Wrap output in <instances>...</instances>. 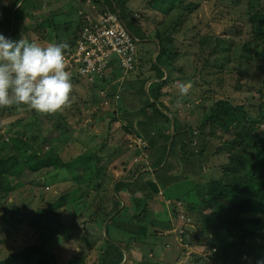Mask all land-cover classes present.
Masks as SVG:
<instances>
[{
	"label": "rangeland",
	"instance_id": "obj_1",
	"mask_svg": "<svg viewBox=\"0 0 264 264\" xmlns=\"http://www.w3.org/2000/svg\"><path fill=\"white\" fill-rule=\"evenodd\" d=\"M34 1L37 7L33 9L35 10L33 13L20 14V16L24 17L26 26L24 25L22 31L18 32L16 38H29V40H35L45 46L49 42H53V39L58 41V35L50 29L51 27H44L45 29L38 27V22L50 19L52 13L56 22L67 20L71 23L80 21L75 16L76 10L81 11L80 17L86 12L88 15L91 14L90 16H97L96 10L99 9L101 11V8H104L101 14L112 12L105 7L107 6V0ZM120 1L121 4L118 7V11L124 20L129 26L132 25L133 21L140 32L147 36H139L141 42L137 43V54L142 52L144 57L152 52V56L156 55L158 50L155 40H152V42L148 37L159 31V23L166 17L165 14L167 12L170 13L169 9L164 12L165 6L162 5L163 10L161 13L156 6H153L150 0ZM194 2L198 3V7L194 8L192 12H184L180 25L172 32L173 41L169 44L172 57H166L162 64L168 69L165 70L167 73L166 79L168 80L164 91L169 94L168 96H173L174 100L176 99L178 103H182L184 106L182 114H178L176 118L180 126L186 129V142L189 143L190 147H196V150L199 149L200 162L198 161V163L203 164L206 170L216 167V170L219 171L218 175L207 172L206 178L200 177L199 173H194L196 178L191 180L195 182L194 187L197 189L198 195H192L193 199H191V202L193 203H190L193 206L204 195L205 185H207L209 180L222 178L228 174L226 166L229 165L230 159L229 157L224 158L225 155L227 156V152H225L227 150L226 141L230 140L234 130L232 126L237 121V119H233L236 118L235 115L226 113L227 126L207 125L204 126L203 131H199L203 119L211 114V110L218 100H227L233 105H241L252 116H257L258 110L263 108L261 105V94L264 92V65L260 56L256 53L260 49V45L257 46L256 41L251 36V33L264 31V17L258 11V8L264 9L263 0L255 1L253 10L257 11L252 22L248 20L249 0H194ZM1 4L4 3L0 2V6H2ZM28 4L29 0H25L23 5L28 7ZM3 7L0 9V13ZM172 12L173 16L171 19H174L183 10L173 9ZM27 23L31 27H28ZM15 25L18 26V23L16 22ZM167 25L168 23L165 22L163 27ZM32 26L36 29H32ZM24 29H26L27 35L24 34ZM83 29L84 27L82 26L78 31L79 33L76 34L77 37L62 40V42L68 44L65 50L71 47L74 48L70 51L71 53L67 52L64 54L66 66L68 65L66 59L75 51ZM133 30L135 31L134 28ZM62 35L59 31V36ZM9 36L10 34L6 37ZM248 42L251 43L249 49L246 47L249 44ZM149 61L146 63L148 68L150 67ZM146 67L144 66L143 69H146ZM108 70L111 72L115 70V77L111 78L106 75L104 81H100L99 77L94 76L95 82L92 87L87 88L84 85L88 82L85 78L71 81L72 88L69 93V102L60 109H64L62 114L71 121L68 108L72 106V103H78L80 115L73 119V121L78 119V123L71 132L53 140L50 144H40L41 151H59L62 160H69L71 163L66 170H69L72 174L63 168L52 169L41 175L30 174L18 169L12 173V176L8 177V180L0 182V259L6 258L12 252L22 250L25 246L43 243L44 248L52 252L55 256L54 259L60 264L68 262L70 257L76 253L85 255V264H94L98 262V255L100 250L104 249L105 241L109 237L111 240L116 239L118 233H125L120 229L113 230L110 226L111 224L108 223L105 228L107 235L103 237V222L105 219L110 218V215L107 216V214L114 208L112 197L116 196L112 195L111 185L114 181L113 178H115V172L101 170L97 176L87 181L90 173L80 167L83 163H73L74 160H82L85 163L87 162V164L89 163L92 167L97 164L92 157L97 155L98 151V147L92 146L96 141L95 134H97L93 133V127L104 123L103 125L110 128L113 122L110 114H112L114 109V106H111L109 101L107 103L101 102L104 100L100 97L102 94H98V92L102 88L109 83L112 84L113 88H120L118 98L115 99L116 108L119 110H121L119 106L122 105L121 98L126 103L131 100L134 103L141 99L150 100L148 95L143 96L137 93V90L142 89L143 77L147 76L146 74L143 76L141 71H139L140 69L130 72L125 77L126 79L123 80L122 75L124 72L119 69L117 61L113 59ZM188 81H191L192 87L187 95L181 96L179 85ZM125 106L128 107L127 104ZM5 107L6 109H4ZM7 107L10 108L7 109ZM30 108L31 106L26 104L0 107V112L2 111L0 113V158H6L8 154H14L15 152L12 145H2V141L8 139L7 127L2 122H10L16 117H21L25 112H30ZM119 110L116 112L118 115H120ZM102 113L104 114L102 115ZM165 113H168V111H165ZM168 116L170 118L169 114ZM98 117L102 119H98ZM88 119L90 124L85 122ZM88 125H92V130L86 129ZM255 128L261 129L260 131L264 130V122L257 124ZM109 133L106 131L105 134ZM16 136H13L15 137L13 145L18 147L21 144L17 139L18 136ZM84 144L86 145L85 147H83ZM128 144L129 150L133 154L136 146L130 147V145L132 146L134 141L129 138ZM87 148L90 149L92 154L89 155V153L85 152ZM196 150H193L195 154H197ZM175 151L176 147L173 146L170 160L174 158ZM167 152H165V155L169 153ZM131 153L118 156L120 155L119 153L117 156L113 155V158H105L106 155L99 153L103 157L100 158L102 159L101 162H98L95 167H103L110 159H115L119 167L127 164L126 159H130L133 162L132 157L134 156ZM184 154L187 155V153ZM184 154L180 158L182 170L177 173V180H173L180 183L184 175L190 173L188 170L185 172L187 164L190 163L188 161L185 162ZM187 157L188 160L195 161V157L189 155ZM183 160L184 163L182 162ZM10 162L14 163L12 156H10L5 166H10ZM109 165L107 164L106 167L108 168ZM201 172H204L203 168L200 170ZM165 174L166 172L163 170L160 176ZM121 176H125V174ZM121 176L119 173L117 178ZM176 177L173 179H176ZM184 180H187V178L185 177ZM172 191L178 193L179 190L177 187L172 188V184H169L165 189V196L168 197L171 193L173 194ZM116 193H119L118 188H116ZM185 194H190L189 196L191 197L190 190L186 191ZM62 195L65 196L66 201H62V205L54 209L55 212L59 213L58 219L61 220V225L56 226L57 229L55 231L43 229V227L47 228L46 220L39 222V220L29 219V216L37 212V208L43 207L48 204L47 202L56 201ZM123 199L126 200L125 204L129 205L128 196ZM224 199L222 197L216 203L223 204L225 202ZM117 201L119 202L120 200L118 199ZM153 202L155 201L153 200ZM119 203L122 206L121 201ZM180 206L179 204L174 206V210L171 211L172 217L178 218L177 216L182 212L191 218L190 220L194 222L195 226L194 233L199 234L200 237L196 242H193V236L189 234L190 242L196 244V252H206L207 254H205V257H199L194 264H216V260L220 261V264H264V204L261 207V211L258 210L260 214H257V222H254L253 229L256 233L247 237L244 241L246 244H240L236 238L226 237L223 239V243L227 245L226 253L213 258L212 255L216 251L213 250L215 247L210 246L213 238H210V235L205 232L198 210L214 209L216 207L214 202L207 200V202L197 205L195 211H191L192 209L188 208V203L184 205V202H181ZM123 207L128 209L127 206ZM123 207L118 209L117 212H120ZM16 208L21 210L23 216L26 215L27 217H25L28 219L16 226L8 227L3 222V216L6 214L4 212L8 211L10 213ZM149 208L153 210V206ZM165 216V213H161L162 219H165ZM149 217L152 221L156 219L150 213ZM160 221V219L156 221L158 223L157 226L149 225V234L145 238L146 240L140 237L145 242L146 250L151 247V243L154 244L156 242L155 244L160 245L164 241V235H159V233L167 228L169 222L166 220V223H168L166 224ZM184 223L188 224L190 222L185 220ZM184 223H180V226L183 227ZM125 234L129 238L130 234ZM126 236L124 241L127 240ZM171 249L179 253L180 257H183L184 254L180 249H174V245H172ZM129 251L127 250V252ZM129 255L133 257L132 254Z\"/></svg>",
	"mask_w": 264,
	"mask_h": 264
},
{
	"label": "trees",
	"instance_id": "obj_2",
	"mask_svg": "<svg viewBox=\"0 0 264 264\" xmlns=\"http://www.w3.org/2000/svg\"><path fill=\"white\" fill-rule=\"evenodd\" d=\"M150 1L154 7L156 6L160 10V12L163 10L161 6L164 5L165 8L163 11L167 12L169 9L170 13H164L166 17L159 23V31L156 34H153L154 38L159 41L160 45V50L155 56L156 62L152 60V52H150L143 58L139 56V60L142 61L143 64L147 63L150 60V66L153 70V75H147L143 77L142 85L150 77L155 76L157 78H161L163 76V71L160 65L163 64V61L166 57H172V54L170 53L171 50L169 48V44L173 41L172 32H174L180 25V20L183 17L185 11L192 12L194 8L198 7V3L194 2V0ZM255 1L256 0H249V22H252L256 16L255 13L257 10H253ZM21 8L22 6H20V8H18L14 12V19L16 18L17 13L19 14L20 11H22ZM25 8L26 7L24 6V9ZM107 8L113 9L111 0H107ZM173 9H182L183 12H179L176 18L171 19L173 16ZM8 10L4 11V16L6 17L5 19L1 20L2 14L0 15V33H3L5 36L8 35L11 28L8 20L10 19L9 17L11 16V11ZM258 11L261 12L264 17V9L258 8ZM44 22L48 27H51L50 29L55 34L58 35V41H56L57 43L62 42V40L64 39H72L77 37L76 34L79 33L78 31L82 26H85V22L83 21H74L71 23L67 21L65 23H61V21L56 22L50 19H46L44 20ZM165 22H167L168 25L166 27H163V24ZM59 31L63 34L62 36H59ZM136 31L138 33L140 32L139 29H137ZM138 33H136L137 36ZM251 36L252 39L256 41V45H260V49L256 53L260 56L264 65V31L251 33ZM9 37L16 39L17 36L15 33V28H13ZM145 37L147 36L145 35ZM27 40H29V38ZM29 41L36 42L35 40ZM70 42H72V40H70ZM36 43L39 44V42ZM248 43L249 44L246 45V47L249 49L251 43ZM67 51H69V49H63V54H66ZM135 69L125 72V76L126 74L133 72ZM70 79L72 81L80 78H71L70 76ZM167 80L168 79L164 81L158 80L151 83V91L154 93L150 94L151 98H155L158 100L160 89L167 82ZM86 87L88 88L87 85ZM154 89L156 90V92H154ZM261 96V105L263 108L258 110L257 116H252L241 105H233L227 100H218L214 104L211 110V114L205 116V119H203L199 130L203 131L204 126L207 125L227 126L228 121L226 119V113L235 115L236 118L233 119H237V121L234 122V125L232 126L234 130L232 132L230 140L226 141L227 150L225 152H227V156L225 155L224 158L229 157L230 159L229 165L226 166V171L228 172V174L222 178L209 180L207 182V185H205L206 189L203 193L204 195L200 198V200H202L203 202H207V200L213 201L214 206H216L214 209H208L205 211L198 210L205 232L210 235V238H213L210 246L215 247L214 251H216L215 253H213L212 258L222 256L224 253H226L227 245L223 243L224 238H236L238 239L240 244L245 245L246 243L244 241L247 239V237L256 233L253 229V226L255 225L254 222H257V214H260L258 210L261 211V207L264 204V130L260 131L261 129L255 128L257 124H261L262 122H264V92L261 94ZM146 104L149 107H152L153 114L149 116L150 118L159 116L163 118L167 123L169 122V116L161 112L160 109L156 107L154 101L147 100ZM8 108L10 107H7V109ZM4 109H6V107ZM68 110L71 121L62 114V112H64V109H59L51 113H44L38 112L31 107L29 110L30 112H25L23 115H21V117H16L10 122H2V124L7 127L6 131L8 130V139L3 140L2 145H12L15 152L14 154H8L6 158H0L1 183L4 182V180H8V177L12 176V173L14 171L16 172L18 169H20V171H26L30 174L41 175L45 172L51 171L52 169H60L66 164L67 165L65 167H68V163L65 162H71L63 161L60 157L61 153L59 151H41L40 148V144H50L53 140H56L62 135L71 132L76 127L78 119L76 121H73V119L74 117L80 115L79 104L72 103V106H69ZM0 113H2V111ZM115 119L116 118L113 117L111 121H114ZM184 131H186L185 128ZM14 135L18 136L17 139L21 144L18 147L13 145L15 142V137H13ZM166 137L168 139L169 132H167ZM185 143L186 142L183 141L180 145H185ZM173 145L174 140L172 141L171 149ZM180 150L183 151L181 148ZM165 152L166 146L162 151L161 158L155 164L156 166L161 165ZM10 156L13 157L14 163L10 162V166H5ZM92 157L97 163L98 161H100V158L102 156L93 155ZM76 161L77 160H74L73 163L76 164ZM168 164L169 162L168 160H166L165 163L161 165L160 171L165 169ZM86 169V171L90 173V177L87 178V181H90V179L98 175V170L97 172L92 170L89 165L86 166ZM166 177L167 179H169L168 176ZM3 189L5 190V188ZM222 197L225 198V202H223V204L216 203V201L220 200ZM62 201H66L64 195L60 196L58 199H56V201L54 200L51 202H47L48 204L44 205L41 208H37V212L29 216V219L39 220V222L41 220H46L47 228L43 227V229H45L46 231H55L57 229L56 226L61 225V220L58 219L59 213L57 211L55 212L54 209L55 207H60V205H62ZM136 202L137 201L135 200L134 203ZM118 208L119 202L116 200L115 207L111 211H109V214H107V216L111 215ZM124 212H126V207H123L120 212L118 211L109 219L108 222L111 224V228L118 222L117 216L122 213L124 214ZM4 213L6 214L3 216V222L8 227L16 226L28 219L26 218V215L23 216V212L18 208L14 209L10 213H8V211H5ZM146 213L147 211L145 206L140 209L139 212L132 215L130 224L132 226L131 233L133 234L128 233L130 234L129 239L131 241L133 237H136L135 234L145 235L147 233L148 228L145 224H143L146 217L144 218V216H142ZM153 221L155 222L154 225L158 224L156 222L158 220ZM108 222L106 223V225L108 224ZM126 230L128 232L130 231V229H128V226L126 227ZM193 240H196V238L193 237ZM105 244L106 246L103 249L102 253L98 255V263L119 264L123 258V254L119 249L122 248V246L116 245L110 240L105 241ZM126 246L127 241L125 242L124 248ZM201 256L203 255L192 253L189 260L192 264H194ZM54 258V254L46 250L43 243L32 244L25 246L22 250L12 252L6 258L0 259V264H60ZM64 264H85V255L80 253L73 254L68 262ZM216 264H220V261L216 260Z\"/></svg>",
	"mask_w": 264,
	"mask_h": 264
},
{
	"label": "crops",
	"instance_id": "obj_3",
	"mask_svg": "<svg viewBox=\"0 0 264 264\" xmlns=\"http://www.w3.org/2000/svg\"><path fill=\"white\" fill-rule=\"evenodd\" d=\"M24 1L25 0H12V1L7 0V3L1 4L2 6H4L3 9L1 10L3 12L0 13V15L2 14L1 20L6 18L4 16V11L8 9H12V10H8V11H11L10 13L11 16L9 17L10 19H8L11 28H10V32L8 33V35L11 34L13 28H15L16 36H18V32L22 31V28L24 27V25L26 26L24 17L20 16V14L27 13V12L31 14L35 11L33 9H36L37 7L34 0H29L28 7L24 9V5H23ZM111 2L112 4L113 2L114 4L116 3L115 0H111ZM120 4H121V1L119 0V6ZM79 5L81 4L79 3ZM2 6H0V9ZM20 6H22L21 8L22 11H20L19 14L17 13L16 18L14 19V15H15L14 12L18 8H20ZM97 8H100V7H97ZM15 21L18 23V26L15 25L16 23ZM65 22L66 21L61 22V23H65ZM27 25L28 27H31L28 23ZM132 25H130V27L132 31L134 32V34L136 35V33H138L136 30L139 28L133 21H132ZM133 28L135 29V31L133 30ZM32 29H36V28L32 26ZM25 30L26 29H24V34L27 35V32ZM140 34L143 37H145V35L139 32L138 36L136 35L139 39L138 42H141V38L139 37ZM148 38H150L151 41L155 40V43L157 45V50L159 52L160 50L159 41L156 38H154L153 35L151 37L149 36ZM53 42H56V40H53ZM139 56L143 58L142 52H139V54L136 55L137 60H138V65L135 70L140 69L139 71H141V74L143 76L145 74L148 76L153 75V70L151 66L149 68L146 67V63L143 64L142 61L139 60ZM155 56L156 55L152 56V60L156 62ZM144 66L146 67V69H143ZM160 66L163 71V76L161 78H157L155 76L150 77L142 85V89L137 90L138 91L137 93L141 95L144 94L143 96L148 95V98L151 101L155 102L156 107L160 109L161 112L165 113V111L166 112L168 111V113H165L167 115L168 114L170 115V120L168 123L159 116H155V118H150L149 116L153 114L152 107L151 106L149 107L146 104L147 101L143 99L137 101L136 103H134L133 100H131L129 103H126L124 100L122 101V98H121L122 105L119 106L121 110L117 109L116 100L113 99L114 98L113 96L116 94H119L120 88L119 87L113 88L111 83L107 84L106 87L102 88L100 92H98V94L100 93L102 94L100 95V97L104 100L101 102L107 103V101H109L111 106H114V109L112 110L113 112L112 114H110V116L111 118L115 117L116 119L112 122V125L110 128H107L105 125H103L104 123L98 124L96 125V127L95 126L93 127V133L94 134L97 133V134H95L96 141L92 146L98 147L97 148L98 156H100L99 153L106 155L105 158H111V157L113 158V155L117 156L119 153L120 155L118 156H123L125 154H128L129 152L131 153V150H129V144H128L129 138H131L134 141V144L132 146L130 145V147L136 146V148L133 151V154L131 153V155L134 156L132 157L133 160L135 161V162L133 161L134 164H132L133 162H131L130 159H126L125 161L127 164H124L119 167L115 159L113 160L110 159L108 162H106V164L103 167L102 166L95 167L98 164V162H101L102 159H100V161H98L97 164L92 167L90 164H86L82 160L76 161V164H79L80 162H82L83 164L80 167L84 168L85 170H87L86 166L89 165L92 168V170L96 172L97 170L98 172H101V170L115 172V175H114L115 178H113L114 181L111 185L112 186L111 190L113 192L112 195L116 196V197H112L113 206L115 207L116 200L119 199L121 201L122 206L119 203L118 209H121V207L123 206H127L128 209L126 208V212H124V214L122 213L117 216L121 218L118 219V222L116 223V225L112 226L113 230L120 229L121 231H124L125 233L133 234L131 233L132 226L130 224V220H132V215L136 214L137 212L140 211V209L146 206L147 213L145 215H142L144 216V218L146 217L144 220V223L143 222L142 223L145 224L148 228L147 233L145 235L135 234L136 237L135 238L133 237L132 241L126 236L125 233H118V236L116 237V239L111 240L110 237L108 238V240H110L111 242H114L116 245L122 246V248H119V249L121 250L123 254V258L119 264H163V263L168 264V263H175L179 260L185 261L186 264H192L189 259L180 257L179 253H176L175 250L171 249L172 245H174V249H177V250L180 249V251L183 253V249L176 239L177 233L171 230L173 228L180 226V223L185 221L184 219H181L180 221L179 216H177L178 218H173L171 211L174 210V206L176 204H179L180 206L181 202H184V205L185 203H188V208L192 209L191 211H195L197 205L204 203L202 200L198 199V201L196 202V204H194V206L191 204L193 203L191 202V199H193L192 195H195V196L198 195L197 189H195L194 187L195 182L191 180L192 178H196V176H194V173L195 174L199 173V176L202 178H206L205 176L207 172H212L215 175L219 174V171L216 170V167H212L211 169L206 170V167L203 164L198 163V161L200 162V157L198 156L200 155L199 149L196 150V147H190L189 143L186 142L184 128L180 126L176 118L178 114L180 113L182 114V109L184 108V106L182 103H178L176 99L174 100L173 96H168L169 94H166V92L164 91V89L166 88V83L160 89V93L158 94L159 95L158 100L155 98H151L150 94H154L151 91V83L158 81V80L164 81L167 78V73L165 72V70H168V69L166 68V66H162V65ZM128 74H126V76ZM107 76L111 78L115 77V70L114 72H111ZM126 76L123 73L122 79L125 80ZM100 81H104V78L100 79ZM94 82L95 80L88 81L86 82L87 83L86 85L88 87H92ZM122 88L123 86L121 87V90ZM154 92H156L155 89H154ZM159 103L161 106L159 105ZM126 104L128 105V107L125 106ZM118 110L120 111V115L116 113ZM103 114L104 113H102V115ZM174 118L176 119L175 121H174ZM98 119H102V118L98 117ZM85 122L90 124L89 119L86 120ZM92 125L91 126L88 125L86 129L92 130ZM80 127H84V126H80ZM106 131L110 133L105 134ZM167 132H169L168 139L166 137ZM173 140H174L173 146L176 147V151H175L174 158L170 160L169 158H170V153L172 150L171 144ZM183 141L186 142L185 145H180ZM85 146L86 145L84 144L83 147ZM165 146H166V151L168 149L169 153L168 155L164 154L165 158L163 157V161L161 165H163L166 160H168L169 164L167 165L165 169H163L166 172V174L164 176H160V173L163 171V170L160 171L161 165L156 166L155 164L161 158L162 151L164 150ZM180 148L183 151H181ZM193 150H196L197 154H195L194 153L195 151ZM85 152L89 153V155L92 154V152L90 153L89 148H87ZM183 152L187 153V155H185ZM183 154H184L185 162L188 161L190 163V164H187V169H185V172L186 170H188L190 173H186L180 183L178 181H173V180H177L178 177H176V175L178 172L182 170L180 166V162H181L180 158L183 157ZM89 155H87V157H89ZM188 155L195 157V161L188 160V157H187ZM182 162L184 163V160ZM65 163H68V166L70 164L69 162H65ZM107 164H110L108 168L106 167ZM66 165L62 167L65 170L67 168L65 167ZM202 168L204 169V172L200 173V170ZM66 171H69V170H66ZM119 173H120V176L123 174H125V176H121L120 178H117V175H119ZM70 174L72 173L70 172ZM166 176L170 178L167 179ZM175 177L176 179H173ZM185 177L187 178V180H184ZM169 184H172V188L177 187L179 191L178 193H176L175 191H172L173 194H176V195H173L170 192L171 195L166 197L165 189L167 188ZM116 188H118L119 193H116ZM189 190L191 191V197L189 196L190 194H185V192ZM125 196H128V199L130 201L129 205L125 204L126 200L123 199L125 198ZM135 200L137 201L136 203H134ZM153 200L156 203L153 202ZM179 201L180 203H178ZM151 206H153L152 208L153 210L149 208ZM118 209H116L109 217L111 218L113 215H115ZM180 210L182 209L180 208ZM152 211H155V212H152ZM149 213L151 215H154V218H156L155 221L160 219L161 220L160 222L166 223V220H168L169 224L166 223L168 224L167 228L163 232L159 233V235L161 234L164 235V238H163L164 241L160 245L155 244L156 242H154V244L151 243L150 244L151 247L146 250L144 246L145 242L143 240H146L145 238H147L149 234V225L157 226V224L154 225L155 224L154 221L151 220L150 222ZM161 213H165L166 215L165 219L161 218ZM184 214L185 216H187L186 213ZM110 218L105 219L103 222V225H102V228H104L103 237L104 235H107L105 228H106V223L109 221ZM127 226H128V229H130L129 232L126 230ZM190 226H193L194 229ZM187 228H190L191 231L195 230L194 224L193 225L188 224ZM191 231H187V232L192 233ZM195 234L196 233H194L193 236L196 238L195 241H197L200 236L199 234H196V235ZM125 236L127 237V240H126L127 246L124 248V245L126 242L124 241ZM140 237L143 240L140 239ZM186 238L190 239L189 234L186 236ZM147 243H150V242H147ZM127 250H130L129 251L130 253L127 252ZM102 251L103 249L100 250V253H102ZM200 253L204 255L206 254V252L205 253L200 252ZM129 254H132L133 257H131Z\"/></svg>",
	"mask_w": 264,
	"mask_h": 264
},
{
	"label": "clouds",
	"instance_id": "obj_4",
	"mask_svg": "<svg viewBox=\"0 0 264 264\" xmlns=\"http://www.w3.org/2000/svg\"><path fill=\"white\" fill-rule=\"evenodd\" d=\"M115 1V4L113 2V9L109 10L112 12L109 13L101 14L102 10H104L101 8V11L99 9L96 10L98 14L97 16H90L91 14L88 15L86 12L80 17L81 11H76L75 16H77L80 21L85 22V26H83L84 29L79 38H81L93 24L97 23V20L101 15L115 14L119 16L129 33L136 38L137 47L139 39L118 11L119 0ZM0 2L7 3V0H0ZM50 19L55 21L53 13L50 16ZM38 27L44 28L48 26L43 21L38 23ZM66 47L67 44L64 42H49L45 46L22 37L14 39L6 37L3 33H0V107L26 104L38 112H55L69 102V93L72 88L70 76L71 78H85L86 81L94 80L93 77L97 75L90 76L91 79H89V76L70 75V73H73L74 71L66 66L63 54V49ZM70 51H72V48H70L68 52ZM137 65L138 60L134 69ZM110 73L111 71L108 70V72L102 76L97 77L102 79ZM191 87V81L181 83L179 85V92L181 96L187 95ZM116 95H114V99H116ZM180 214L184 213L181 212ZM191 224L193 225L190 220V225ZM187 225L185 226L183 238L186 242L192 244L195 250L196 244L193 242L196 241L194 240L193 242H190V239L186 238L188 234H192L193 236L195 230L191 231L190 228H187ZM190 227L194 229L193 226ZM187 231H191L192 233ZM194 253L205 256L200 252H196V250ZM179 261L175 263H178ZM94 264L99 263L95 262ZM183 264H186L185 261H183Z\"/></svg>",
	"mask_w": 264,
	"mask_h": 264
},
{
	"label": "built area",
	"instance_id": "obj_5",
	"mask_svg": "<svg viewBox=\"0 0 264 264\" xmlns=\"http://www.w3.org/2000/svg\"><path fill=\"white\" fill-rule=\"evenodd\" d=\"M75 48L73 54L66 59L67 66L74 71L70 75L89 76L91 79L92 75L102 76L108 72L113 59L124 72L134 69L137 62L136 38L115 14L101 15L97 23L79 39ZM179 218L190 222V218L185 214H180ZM186 225L187 223H184L183 227L179 226L171 231L178 233L176 238L184 250V258L189 259L195 250L194 246L183 238ZM173 264H183V261Z\"/></svg>",
	"mask_w": 264,
	"mask_h": 264
},
{
	"label": "bare ground",
	"instance_id": "obj_6",
	"mask_svg": "<svg viewBox=\"0 0 264 264\" xmlns=\"http://www.w3.org/2000/svg\"><path fill=\"white\" fill-rule=\"evenodd\" d=\"M77 45V44H76ZM71 48H73V47H71ZM69 49V48H68ZM74 49V48H73ZM68 52V51H67ZM71 53V52H70ZM173 133V132H172ZM173 137V136H172ZM172 140V139H171ZM168 153V152H167ZM179 203V202H178Z\"/></svg>",
	"mask_w": 264,
	"mask_h": 264
},
{
	"label": "water",
	"instance_id": "obj_7",
	"mask_svg": "<svg viewBox=\"0 0 264 264\" xmlns=\"http://www.w3.org/2000/svg\"><path fill=\"white\" fill-rule=\"evenodd\" d=\"M167 151H168V149H167ZM168 155V154H167Z\"/></svg>",
	"mask_w": 264,
	"mask_h": 264
}]
</instances>
